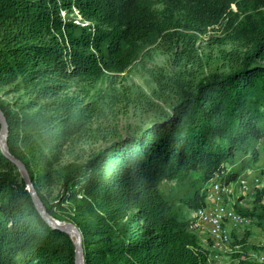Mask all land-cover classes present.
Returning a JSON list of instances; mask_svg holds the SVG:
<instances>
[{"label": "trees", "instance_id": "trees-1", "mask_svg": "<svg viewBox=\"0 0 264 264\" xmlns=\"http://www.w3.org/2000/svg\"><path fill=\"white\" fill-rule=\"evenodd\" d=\"M174 14L220 18L223 8L218 0L164 9L149 0H0V89H25L26 108L42 101L48 109L13 114L0 101L8 150L48 214L78 226L85 264H210L190 212L226 165L227 181L255 165L264 139V8L252 6L240 23L250 48L238 70L200 81L164 120L58 168L93 107L56 105L55 97L70 80L124 71L145 46L166 39ZM253 213L264 228V205ZM246 242L233 264H264L249 257ZM75 250L74 236L47 222L0 148V264H76Z\"/></svg>", "mask_w": 264, "mask_h": 264}, {"label": "rangeland", "instance_id": "rangeland-1", "mask_svg": "<svg viewBox=\"0 0 264 264\" xmlns=\"http://www.w3.org/2000/svg\"><path fill=\"white\" fill-rule=\"evenodd\" d=\"M149 1L161 9L169 6L187 8L199 3V0ZM218 2L223 8L220 18L209 14H174L178 22L169 30L166 39L145 46L139 57L124 71H107L99 79L78 78L66 83L65 89L55 97L56 105L77 100L80 106L92 105L93 110L87 109L91 116L82 134L73 137L64 147L59 169L83 163L112 142L136 135L164 120L200 81L239 69L243 56L250 48L240 28L241 19L247 15L243 13L252 6L264 8V0ZM10 88L0 89V101L13 114L35 117L48 113L47 108L41 107L42 101L34 108H26L29 99L26 90L12 87L10 91ZM256 158L254 166H264V139ZM254 166L233 180L227 181L225 177L230 170L228 165L222 175H218L221 183L231 187V191L223 197L224 203L249 221L244 226L230 221L225 223L231 235L230 244L210 264H233L235 255L243 250L240 244L243 239L247 240L246 246L250 248V258L262 260L264 256L263 251L252 247L264 248V228L253 213L264 205V173ZM209 185L206 184L205 188ZM256 198H259L258 202H255ZM203 202V206L212 204L206 195ZM195 211L190 212L192 218ZM195 231L203 245L207 246L208 232L202 228Z\"/></svg>", "mask_w": 264, "mask_h": 264}, {"label": "built area", "instance_id": "built-area-1", "mask_svg": "<svg viewBox=\"0 0 264 264\" xmlns=\"http://www.w3.org/2000/svg\"><path fill=\"white\" fill-rule=\"evenodd\" d=\"M209 184L206 197L212 201V204L199 207L195 211L191 227L194 230L202 228L208 232L207 247L210 249V262L218 258V253L230 244L231 235L225 228V223L230 221L235 225L244 226L249 220L224 203L223 197L231 191L230 185L221 183L218 175L213 177ZM261 259L264 260V256Z\"/></svg>", "mask_w": 264, "mask_h": 264}, {"label": "water", "instance_id": "water-1", "mask_svg": "<svg viewBox=\"0 0 264 264\" xmlns=\"http://www.w3.org/2000/svg\"><path fill=\"white\" fill-rule=\"evenodd\" d=\"M0 124H1V129H0V148L3 152V154L9 158L16 167H18L25 179V182L27 184V188L29 189V192L32 196V199L38 209V211L42 214V216L47 220V222L54 228H58L62 231H65L75 238V244H76V250H75V258H76V264H85L84 260V253H83V245H82V234L81 231L79 230L78 226L71 222H66V221H60L55 218H52L39 194L37 193V190L34 186V183L31 179V176L28 172V170L25 167V164L15 156L11 155L9 150H8V135H9V124L7 121V117L3 110L0 108Z\"/></svg>", "mask_w": 264, "mask_h": 264}]
</instances>
